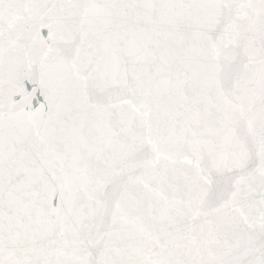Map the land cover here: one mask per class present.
<instances>
[{
  "label": "snow or ice",
  "instance_id": "obj_1",
  "mask_svg": "<svg viewBox=\"0 0 264 264\" xmlns=\"http://www.w3.org/2000/svg\"><path fill=\"white\" fill-rule=\"evenodd\" d=\"M0 264H264V0H0Z\"/></svg>",
  "mask_w": 264,
  "mask_h": 264
}]
</instances>
